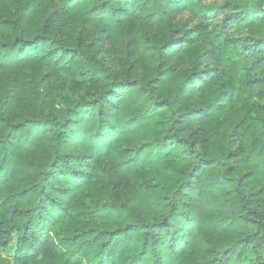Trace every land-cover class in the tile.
<instances>
[{
  "label": "trees",
  "instance_id": "obj_1",
  "mask_svg": "<svg viewBox=\"0 0 264 264\" xmlns=\"http://www.w3.org/2000/svg\"><path fill=\"white\" fill-rule=\"evenodd\" d=\"M258 97L264 0H0V264H264Z\"/></svg>",
  "mask_w": 264,
  "mask_h": 264
},
{
  "label": "rangeland",
  "instance_id": "obj_2",
  "mask_svg": "<svg viewBox=\"0 0 264 264\" xmlns=\"http://www.w3.org/2000/svg\"><path fill=\"white\" fill-rule=\"evenodd\" d=\"M226 0H206V2L210 5H222ZM229 13V10H225L223 11L222 13H214L210 16V21L212 24H217L219 22H221V20ZM189 17V14L187 12L185 13H182L180 16H179V19L180 20H186V18ZM194 23V21H193ZM191 23V24H193ZM56 25H59L60 27L62 28H70L74 31L75 33V37L76 39L78 40H82L83 39V36L82 35H79V31L83 30L84 27H86L85 25H82V24H76V25H72L68 22H66L65 20L63 19H59L56 21L55 23ZM83 44H86L85 42ZM59 78V77H58ZM65 94H67L66 91H64ZM256 102H263L264 101V98H261V97H258L255 99ZM12 250H13V247H9L7 252L8 253H12ZM253 254L252 253H247L245 254L242 258H239V259H233L230 264H250L252 261H253Z\"/></svg>",
  "mask_w": 264,
  "mask_h": 264
}]
</instances>
